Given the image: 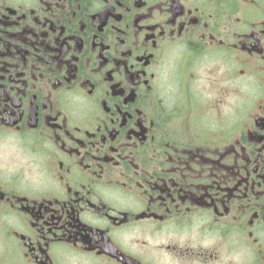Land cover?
I'll return each mask as SVG.
<instances>
[{"label":"flooded vegetation","instance_id":"flooded-vegetation-1","mask_svg":"<svg viewBox=\"0 0 264 264\" xmlns=\"http://www.w3.org/2000/svg\"><path fill=\"white\" fill-rule=\"evenodd\" d=\"M0 264H264V0H0Z\"/></svg>","mask_w":264,"mask_h":264}]
</instances>
